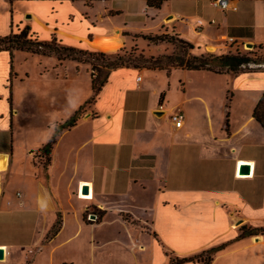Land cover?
<instances>
[{
    "label": "crops",
    "instance_id": "obj_1",
    "mask_svg": "<svg viewBox=\"0 0 264 264\" xmlns=\"http://www.w3.org/2000/svg\"><path fill=\"white\" fill-rule=\"evenodd\" d=\"M80 1L92 7L103 2L97 6L100 32L51 27L58 25L53 15L61 7L75 21L71 11ZM120 1L0 0V38L27 26L38 39L35 29L41 28L51 39L83 49L99 51L98 41L109 38L125 45L134 31L113 21L105 24L120 13L107 3ZM129 1L142 9L134 19L151 16L148 10L154 7L147 0ZM231 1L237 10L221 11L212 0H166L163 8L172 2L171 9L161 29L200 54L210 47L220 50L223 43H233L230 38L264 44V0ZM82 16L89 18V12ZM56 58L0 51V155H8L7 170L0 169V247L6 251L0 264H41L43 253L45 264H83L82 246L93 240L103 246L114 242L116 250L127 252L129 264H139L148 248L152 264L155 255L168 264L169 250L185 257L220 245L225 246L212 264H264V232L239 238L242 227L264 228V128L253 116L264 93V70L111 69L88 114L60 133L50 154H42L56 125L89 97L71 102L68 67L63 75L59 71L68 60ZM29 60L39 67H24ZM177 110L185 114L181 128L170 119ZM29 131L40 136L21 150L15 134ZM242 164L250 165V174L239 172ZM85 185L88 198L82 197ZM90 208L101 214L99 221L87 220ZM89 228L115 234L108 242L80 237ZM64 243L76 251L57 258L56 249Z\"/></svg>",
    "mask_w": 264,
    "mask_h": 264
},
{
    "label": "rangeland",
    "instance_id": "obj_2",
    "mask_svg": "<svg viewBox=\"0 0 264 264\" xmlns=\"http://www.w3.org/2000/svg\"><path fill=\"white\" fill-rule=\"evenodd\" d=\"M103 2H96L95 5L92 7L90 6H85L82 1L76 2L75 6L76 8L74 9V12L77 14V19L71 20L68 17L69 9L66 8H59L56 13H54L53 16H56L58 18V25H54L51 27L52 28H58V29H66L68 28L69 30H81L80 32L83 33H88V32H100L102 30L101 27H103V23H101L98 14L100 9L97 7L99 4ZM171 3H166L164 8L161 6L160 8H154L151 10H148L149 13L151 14L150 17L148 18H141L138 15V19H134V14H142V9L139 7L138 4H133L129 0H122L115 4V2H108L109 8H114L117 6L119 7L120 13L112 16L111 18H106V23L107 24L109 21L116 22L119 26H122L126 28L127 30L134 31L135 34H131L127 37L128 42L125 45L119 46L117 44L115 50L120 52L122 55H125L127 59L130 60V65L133 66L132 64H136L138 68H147L146 66H150L149 62L145 61V58H150V57H161L163 55H171L174 57H184L185 61H188L189 59H192L193 56H207L208 54H238L240 53L241 55H246L250 56L253 59H255L257 62H250V64L245 68L246 72L250 71H257V70H264V44L258 45L255 44L253 46H248L247 43H240V42H234L229 44V43H223V46L221 47L220 50H217L215 48H207L205 52H198L197 49H191L189 47H183L179 42L178 43H170L167 41L155 43L153 40L151 41L150 38L154 37H163L164 28L162 27V19L169 15L168 12L171 9ZM104 7H102V10ZM82 12L86 13L89 12V18H84L82 16ZM67 14V16H65ZM144 15V14H143ZM145 16V15H144ZM82 18V22L80 24H77ZM143 21H140V19ZM133 20V21H132ZM51 21H53V18H51ZM108 21V22H107ZM127 21H131L132 23L129 22L128 25H126ZM133 26H137L138 29H132ZM169 28H172V26H169ZM19 31L15 32L18 33ZM35 32H37L40 41L44 42H49L51 40L50 37V31H44L41 28H36ZM52 34L54 31L51 32ZM160 35V36H159ZM171 36L173 37H179L178 35H169L168 37L170 38ZM58 40V39H57ZM60 45L68 46V47H74V46H69L65 45V43L61 42L59 43ZM70 44V43H69ZM59 46V45H58ZM83 49V48H79ZM113 49H100L99 51L104 52V53H109ZM220 53V54H219ZM80 61L78 60H68L65 62L64 66L62 67L60 75H63V71L65 67L67 66L68 74H69V83L71 92H73V96L71 99V102L77 103L78 101L81 100L84 96L90 97L92 96L93 92V87H92V72H93V67H95V75L100 76L101 78H104L106 73L110 71L112 68L108 67L107 65L110 62H113L116 60V55H108L106 57H99L98 56H88L85 54H80ZM57 61L58 58H56ZM166 61V60H164ZM60 62V61H59ZM78 63H84V64H78ZM152 64V63H151ZM166 67H171L175 63H166ZM24 67L27 68H32L36 69L39 66L33 61L29 60L24 61ZM176 65V64H175ZM77 66H79V70L77 71ZM60 67V66H59ZM122 67V66H120ZM173 68V67H172ZM37 79V76H34V79L32 78V81L34 82ZM61 81V80H59ZM74 97V98H73ZM87 98V101L89 100ZM86 101V102H87ZM84 103L82 106L83 110L81 113V118L85 115L88 114L89 108H92V104H87ZM79 107V108H80ZM78 108V109H79ZM25 126V125H24ZM40 133L37 135H34V133H29L25 135L23 132L22 133H16L14 137V144L19 147V149L23 150L26 146H32L31 144H35V142L38 139V136ZM27 149V148H26ZM25 149V150H26ZM25 157V155H24ZM47 159H42V162L45 164ZM93 208H90L89 211H87L86 218L90 222H94L98 217L101 216V214L98 213V211L92 210ZM93 213L95 214L94 216ZM71 219H74V216L71 215ZM99 221V220H97ZM75 223L73 222V225ZM240 225V224H239ZM250 226V225H249ZM249 226H245L246 229H252ZM102 227V226H101ZM55 229V227H53ZM95 229V228H94ZM92 228H89L88 230H82L80 237H84L86 240V237L91 238L95 237L99 239V237H106V241H110L114 237V231H106L101 228H97L94 230ZM74 230V229H73ZM53 231V230H52ZM70 234V233H69ZM49 235V234H48ZM50 235L51 232H50ZM28 236V235H27ZM67 237L66 234L58 238L55 242V244L61 243L65 238ZM117 237V236H116ZM90 244V243H89ZM114 242H109L106 244V246H103V243H97V241L93 240V243L90 245L86 244L82 246L83 252H84V257L85 261L83 264H129V257L127 252L121 250H116L114 246ZM95 245V247H94ZM71 244L70 243H64L61 244L57 247L55 255L57 258L63 257V256H73V252L76 250H71ZM47 254H49V251H46ZM146 253V255H145ZM169 256H176L174 255L175 253H172L171 250L167 251ZM196 254V253H195ZM142 258L139 261V264H152V259L150 255V248H148L147 252H144ZM33 257V255H32ZM41 257V264H45V260H47V256L45 253L40 255L38 258ZM78 257V256H77ZM155 264H161L163 262L162 260L155 255ZM239 257V254H238ZM20 260H26L24 257L23 253H20L19 256ZM56 258V259H57ZM25 260L23 262H25ZM21 261V262H22ZM228 261V260H227ZM223 264V263H219Z\"/></svg>",
    "mask_w": 264,
    "mask_h": 264
},
{
    "label": "trees",
    "instance_id": "obj_3",
    "mask_svg": "<svg viewBox=\"0 0 264 264\" xmlns=\"http://www.w3.org/2000/svg\"><path fill=\"white\" fill-rule=\"evenodd\" d=\"M166 0H147L149 6L154 8H160L162 4ZM160 36V35H159ZM169 35L163 34V37H153L150 40L154 41L155 43L167 41L170 43H180L183 47H189L191 49L194 46L181 39L180 37H168ZM60 41L57 40L56 37H53L49 42L40 41L35 33L30 32L29 27H25L24 29L20 30L18 33H12L5 37L0 38V51L1 50H9L11 53L14 50H23V51H30L33 53L43 54V55H51L55 54L60 60L65 59H73L80 61V54H85L88 56H98L103 58L108 55H116V60L110 62L107 66L111 67L112 69L118 68L120 66H129L130 60L122 55L118 51H113L109 53H104L101 51L93 50V49H79L78 47H68L59 44ZM59 45V46H58ZM220 54V53H219ZM145 61L149 62L150 66H146L147 68L152 69H166L170 70L172 67H183L187 69H207L217 73H231L237 74L239 72H244L245 68L250 64V62H257L252 57H248L246 55L238 54H208L207 56H193L192 59L185 61L184 57H174L171 55H163L161 57H150L145 58ZM166 60V61H164ZM175 63L171 67H166V63ZM152 63V64H151ZM133 66H137L136 64H132ZM92 87H93V94L90 99L86 102L87 104L95 103L97 96L99 95L102 87L104 86L105 82L107 81V75L104 78L95 75V67L92 66ZM83 107H80L69 119L64 121L63 123L56 125V131L54 135L49 139L46 145L41 149V153L43 154H50L52 149L54 148L57 138L60 133L66 129H69L75 126L79 120L81 119ZM254 118L261 124L264 128V93L262 94L261 98L259 99L254 112ZM46 160L45 165L48 163ZM101 216L97 218L100 220ZM58 230V226L56 229H53L52 233H56ZM264 232V228H253V229H246V227H242V233L239 235V238L244 236H253L258 234L257 232ZM225 245H220L217 247H212L209 249H205L199 253L193 254L191 256L179 257V256H170V261L168 264H190V263H198V264H212L214 260V256L216 253L222 249ZM27 264H30L27 261Z\"/></svg>",
    "mask_w": 264,
    "mask_h": 264
},
{
    "label": "built area",
    "instance_id": "obj_4",
    "mask_svg": "<svg viewBox=\"0 0 264 264\" xmlns=\"http://www.w3.org/2000/svg\"><path fill=\"white\" fill-rule=\"evenodd\" d=\"M212 3L217 9L221 11L237 10V6L233 5L231 0H212ZM214 22L215 20H211V23H214ZM229 40L233 42L232 38H230ZM141 79H142V76L139 75L137 77V80L141 81ZM170 119L176 128H181L185 122V114L182 111L177 110L171 114ZM18 195L20 196L21 194L18 193Z\"/></svg>",
    "mask_w": 264,
    "mask_h": 264
},
{
    "label": "bare ground",
    "instance_id": "obj_5",
    "mask_svg": "<svg viewBox=\"0 0 264 264\" xmlns=\"http://www.w3.org/2000/svg\"><path fill=\"white\" fill-rule=\"evenodd\" d=\"M97 44L102 49L108 50V49H115L117 44H118V42L116 41V39L109 38V39L99 40ZM212 48H214V47H212ZM7 167H8V155L5 154V153H2L0 155V169L2 171H5V170H7ZM88 194H89V192L87 194H84V196H82V197H84V198L87 197L88 198L89 197Z\"/></svg>",
    "mask_w": 264,
    "mask_h": 264
},
{
    "label": "water",
    "instance_id": "obj_6",
    "mask_svg": "<svg viewBox=\"0 0 264 264\" xmlns=\"http://www.w3.org/2000/svg\"><path fill=\"white\" fill-rule=\"evenodd\" d=\"M248 46H253V44L249 43ZM241 174H244V175H248L250 174V165L249 164H242L240 166V171H239ZM83 192L84 193H88L89 192V189H88V186L85 185L83 187ZM5 249L3 247H0V259H3L4 256H5Z\"/></svg>",
    "mask_w": 264,
    "mask_h": 264
}]
</instances>
